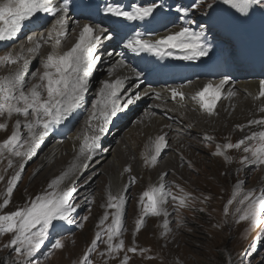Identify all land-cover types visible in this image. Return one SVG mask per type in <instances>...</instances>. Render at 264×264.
<instances>
[{"label": "rangeland", "instance_id": "obj_1", "mask_svg": "<svg viewBox=\"0 0 264 264\" xmlns=\"http://www.w3.org/2000/svg\"><path fill=\"white\" fill-rule=\"evenodd\" d=\"M214 1L208 0V3L204 4V9L208 11L207 8ZM74 28H77V25ZM68 39L71 40L73 37L69 36ZM103 57L104 55L101 60H98L97 70H94L90 77V80H93L91 88H94L95 93L110 76V72L106 71L107 69L103 65L105 63ZM31 61H33L30 62L31 64L29 63L31 69L29 68L25 75V78L27 77L25 90L39 80L38 77L43 72L41 62H35V59ZM14 68L15 65H8L0 67V70H8L5 72L8 73ZM5 73H0V76ZM34 75L36 79H33ZM94 83H96L95 86H93ZM125 84L127 88H136L133 92L134 95L145 88L142 86L137 92L141 84L136 78ZM225 100H220L217 109L224 104ZM95 101L90 102L89 106H93ZM150 111L149 108H138L137 113L127 125L121 131L112 134V138L108 141L110 148L113 149H116L119 144H126L127 151L123 162L127 160L135 164L142 161V165L145 167L144 174L137 178L132 175V172H126V183L124 182L122 187L115 185L119 188L111 191L109 171L112 170L107 165L108 160L96 169L91 168L93 163H87L90 168L89 173L82 172L77 182L87 181L86 185L89 190L85 195L80 194L74 200L75 202L70 199L71 205L76 207L71 217L77 225V231L63 237L64 239L61 237L50 241L44 239L40 248L27 258L18 257L14 247L9 245L13 234H0V264H81L86 254L89 264H124L125 256L128 258L127 264H264V224L252 227L249 221L239 220L242 212H237L236 209H243L246 206L239 204L240 197H237L231 204L228 203L232 199L238 183H241L242 194L255 191L259 195L260 189L264 188V184L260 187L262 185L260 180L264 178L261 175L264 165L248 161L241 164L240 161L244 156L248 155L251 159L250 154L243 152V146L240 150L223 148L228 143L235 144L242 140L244 134L240 129L233 130L231 134L226 133L228 138L218 135L207 139L208 136L205 137L196 132H179L173 128L174 125L171 126V130L163 135L167 141V147L161 152L155 165H158L161 159L164 162L175 161L180 169L178 171L180 174L174 173L176 169H173L172 173L168 172L165 175L166 180L170 179L168 190L171 195H168L166 202L160 205L161 214L151 215L152 217L144 214L141 196L150 187H156L151 177L154 170L145 163V155L152 154L150 149L153 148V144L147 145L148 138L145 131L141 130L144 127L145 113L149 114ZM215 112L209 116L216 118ZM160 117L154 115V118ZM163 117L167 121L171 120L169 116ZM17 118L23 123V117L13 116L11 120H7L8 129L0 131V142L11 135L12 126ZM4 122L5 119L0 118V123ZM170 122L172 123V121ZM77 130L78 125L73 133ZM21 134L25 139L28 136L27 130L23 127ZM161 135L162 133L155 136ZM155 136L152 142L156 139ZM53 143L54 141H51L46 149L44 147L39 154L33 155L30 160L24 162V169L20 181L13 191L11 202L3 209L5 213L15 211L17 206L24 205L35 199L36 196L51 191L48 185L53 180L42 181L39 185H35V182L50 168L49 165L44 167L43 165L40 167V165ZM251 143L254 142L250 141L249 145ZM218 145L221 146L225 155L231 158L230 161H226L224 156L214 154ZM66 156L68 155L63 154L55 159L52 165L57 164ZM10 158L13 161L11 168L7 167V159L0 161V175L4 177L0 181V202L3 200L8 179L22 163L19 157ZM93 159L89 162H92ZM61 188L63 189V187ZM109 192L113 195L122 194L124 196L121 232L112 241L115 245L123 240L124 246L121 251L111 254L108 252L106 243V229L112 223L115 209L107 207ZM172 196H176L177 199L173 200ZM183 197H186L185 203L180 205L179 199ZM226 208L228 209L227 214L225 213ZM106 214L108 220L100 225ZM85 217L87 219H84ZM140 220L142 223L137 230V221ZM98 225L100 226L98 227ZM97 232L101 233V238L97 241L96 248L88 253ZM57 241L62 242L64 247L54 248ZM6 245L9 246L6 247ZM132 248L135 249V252L128 251Z\"/></svg>", "mask_w": 264, "mask_h": 264}, {"label": "snow or ice", "instance_id": "obj_2", "mask_svg": "<svg viewBox=\"0 0 264 264\" xmlns=\"http://www.w3.org/2000/svg\"><path fill=\"white\" fill-rule=\"evenodd\" d=\"M225 4L231 5L237 11L247 14L249 7L256 0H223ZM158 7L152 3L147 6L133 5L131 11L122 10L120 7L109 5L106 13L113 17H121L126 21H145L152 17L154 10ZM68 3L55 4L53 0H0V42L13 41L16 39L25 22H39L44 17L39 14L44 13L54 17L52 26L47 31V36L40 35L39 38L28 36V43L32 46L19 52L6 51L0 55V67L8 65H18L15 72L7 76L0 77V118L5 122L0 123V131H7V120L13 116L23 117L22 121L17 118L12 126L11 135L3 142H0V161L7 159V167L13 166L10 157H19L22 163L19 169L8 179L3 200L0 202V234L11 233L12 239L9 245L14 247L16 255L20 258L31 257L42 245L44 239L48 236L49 228L53 226L54 221H68L71 223V214L75 209L70 203V199L75 191L74 188L62 189L60 186L64 180L69 177L77 167L74 162L60 177H57L49 185L51 191L43 195H38L24 205L17 206L15 211L5 213V209L11 202L13 191L20 181L21 173L24 169V162L30 160L35 154V150L40 143L47 137L53 129V126L63 124L69 117L81 107L84 95L87 91L88 77L94 69L96 58L94 51L101 42V36L96 34V29L90 24H84L79 32L75 45L68 51H61L62 39L66 35V16L68 13ZM105 30L100 29L103 33ZM142 33L137 32L134 38L130 39L125 47L134 52H147L158 57L167 54L168 49H178L185 55L179 59L191 60L199 56L207 55V48L201 42V34L191 32L187 27L180 31L155 40L143 39ZM111 39V36L105 37ZM41 41L50 44L51 52L41 60L43 72L39 75L38 83H32L25 90V75L29 67V57L39 54ZM22 62V63H21ZM36 79V76H33ZM227 81H221L220 85H206L201 91L197 92L192 99L200 106L203 111L209 115L213 114L216 101L220 98L221 88ZM123 86V81L117 79L109 82L104 81L103 87L99 90L98 98L93 104L87 120L85 129L81 134L80 155L85 160H91L95 149L99 147L101 134L106 131L107 125L111 119L121 111L119 93ZM158 95V94H157ZM184 99L183 93L172 90V97ZM264 97V81L260 82V92L258 97ZM137 94L134 98H129L127 104H132L134 100H139ZM264 112V108L261 109ZM93 134L89 135L92 129V122L100 120ZM250 125L264 126V119L253 120ZM27 130V138H23L21 128ZM207 139H211L208 137ZM252 141L249 145V142ZM153 148L150 149L151 155H145V163L155 165L161 152L167 147L165 136L156 137L152 142ZM243 146V152L250 154L241 159L240 163L245 161L264 165V131L253 132L250 136L233 144L228 143L223 146L224 149L240 150ZM217 156H224L226 161L230 157L225 155L221 146H217L214 153ZM82 167H87L84 163ZM6 171V169H5ZM130 171V169H125ZM4 177L0 175V181ZM134 182V180H133ZM126 190V188H125ZM164 186L150 187L141 196L144 214L160 215L161 207L166 202ZM237 197H240L239 204L246 205L243 209L237 208V212H242L239 216L240 221H249L252 227L264 224V188L260 189V194L255 191L241 193V183L235 187L233 197L229 200L231 204ZM146 198V200H145ZM176 200V196H172ZM186 197L180 198V205H184ZM124 205V196L122 194H108L107 207L115 209L111 225L106 229L107 247L109 254L123 249L124 242L120 240L118 244H113L114 237L121 232V216ZM228 209H225L227 214ZM165 215L167 213H164ZM84 219H87L85 217ZM108 220L106 214L100 222ZM142 220L137 221V230L141 226ZM98 225V227L100 226ZM83 227V225H80ZM167 227V224H165ZM101 233L97 232L96 238L92 241L88 253L95 248L97 241L100 240ZM9 245H6L8 247ZM64 245L57 241L54 248L61 249ZM135 252V249H128ZM127 257L124 258V264H127ZM81 264H89L86 254Z\"/></svg>", "mask_w": 264, "mask_h": 264}, {"label": "bare ground", "instance_id": "obj_3", "mask_svg": "<svg viewBox=\"0 0 264 264\" xmlns=\"http://www.w3.org/2000/svg\"><path fill=\"white\" fill-rule=\"evenodd\" d=\"M67 18H68L67 21L69 22L68 24H66L67 25L66 35L62 39V44H61V51H65V52L70 50L77 42L79 32L82 26L84 24H89L88 22L85 21L79 22L70 17ZM75 25H77V28H74ZM51 26L52 25H50L47 29L43 30L42 32H37L31 36L39 38L40 35H44L46 37L47 31L48 29L51 28ZM175 31L178 32L177 29ZM103 33H99L96 31V34H99L101 36V42L98 45L99 47L103 44V42L106 41L105 37L108 36ZM170 34H172V32L167 35ZM167 35L163 34L162 37H165ZM69 36H72L73 39L69 40L68 39ZM14 42L15 44L12 45L8 51L19 52L21 47L27 49L32 46L31 44L28 43L27 37L25 38V40L22 41L19 39V37H16ZM103 49H104L103 59L105 62L103 65L106 67L107 69L106 71L110 72V76L107 79V81L112 82L117 79L123 81V86L119 93L121 96L120 103L122 104V106L124 108H128L129 110L127 112L130 115L133 114V116L137 113L138 108L139 109L149 108V110H151L149 114L145 113L144 123H143L144 127L141 128L142 131H145L146 137L148 138L147 140L148 146L152 144V140L154 139L155 135L160 133H162V135H166V133L169 130H171V126L173 125H174L173 128L177 129L179 132L180 131L181 132L184 131L186 133L196 132L202 134V136L205 137L220 135L222 138H228V136H226V133L231 134L233 130L240 129L244 134V136L241 139H245L247 136H250L253 132L264 131V126L250 125V122L253 120L264 119V112L261 111V109L264 108V97L256 98L258 97L260 92V82L264 81V79L241 77L235 82H230L229 81L230 78H224L223 80L210 81V82H196L183 89V95H184L183 100H181L180 98H174L173 101H172L173 99L172 93H170L167 88L153 87V86L147 87L144 83L142 84L140 83L141 85L139 86L137 92L142 88V86H145V88L142 91H139V93H137L140 96V99L134 100L132 104H127V100L129 98L135 97L133 92L136 88L130 89L128 87L129 88L128 89L127 87H125L126 86L125 83L132 81L134 78L138 77L139 75L134 74L132 68H127L128 66L125 64V62L122 61L120 56L116 58L115 57L116 54L115 55L110 54V52L114 49L113 41H110V45L108 47L104 46ZM50 52H51L50 44H46L43 41H41V48L39 54L34 57H29L30 62L31 63L33 62L31 61L32 59H35V62H41L42 58L46 57ZM98 62H99L98 59H96V63L94 66L96 70L98 67ZM30 64L28 69L29 68L31 69ZM17 68L18 65H15V68L12 71L10 70L11 72L10 71L9 72L13 73L17 70ZM7 71L0 70V73L3 72L5 73ZM120 71L121 72L125 71V72L121 73ZM9 72L3 74L0 77L9 75L10 74ZM26 81L27 80H25V85H26ZM221 81H227V82L224 83L221 88V95L220 98L216 101L215 107L213 109V114L215 112V109H217V105L218 103H220V100L222 99H226V100L224 104L221 105V107H219V109L216 110L215 112L216 118H214L213 116L210 117L206 111H203L200 108V106L192 99V97L197 92L201 91L206 85L208 84H212L213 86L220 85ZM38 82L39 80H37L35 83ZM92 83L93 80L88 79V85L86 91L88 102L85 108L86 113L85 116L77 124L78 130L75 131V133H73L74 131L73 130L67 139L53 143V145L49 148L48 152L46 153L47 156L42 159L40 165V167L42 165L43 167L49 165L50 168L44 175H40V177L37 178L35 182V185H39V183L45 180H55L57 177H60L75 162L77 164V167L73 170V172L69 175V177L64 180L63 184L60 186L63 187V189H67V188L75 189L71 197L72 202L77 197H79L80 194L85 195L88 192L87 190H89L88 186L86 185L87 181L77 182L82 172H84L85 174L89 173L88 171L90 170V168H88V166L87 167L81 166L84 163L86 164L93 163L91 168L93 167L94 169H96L104 161L108 160L107 165L112 170L109 171L111 191L117 189L118 186L115 185H120L122 187V185L126 183L125 181L126 172H132V175H135L138 178L144 174V170H145V167L142 165V161H140V163H135V164H132L127 160L123 162V159L127 151L126 144H119V146L116 149L110 148V145L106 144L104 150L101 153L92 156V159L96 158L93 159L92 162H89V160H85V157L80 155V147H81L80 143L82 141L81 134L86 126L85 121L87 120L93 108V106H89V104L90 102H94L98 98L99 90L103 87L102 85V87L97 91V93H95V91H93L94 88L93 89L91 88ZM95 85L96 83L93 84V86ZM154 115L161 117L154 118ZM163 116L166 117L169 116V118L171 119L170 121H172V123L170 121H167ZM99 123L100 121H98L97 123L92 122V129L89 130L88 133L89 135L93 134L94 126H97ZM49 143L50 142H44L43 140L39 145V147L41 148L39 149L38 147L36 149V151L38 150V154L46 145H49ZM63 154L68 156L62 158L57 164L52 165L53 161L59 158L60 156H62ZM194 158L196 159V156H194ZM168 162L166 161L164 162V160L161 159L159 160L158 165H152V164H149L150 166L148 165L154 170L153 171L154 174L151 173V177L153 178V183H155L156 187H159L161 184H163L165 193L169 192L168 184L170 183V179L166 180L167 179L165 177L166 173L168 172L172 173L173 169H176L174 170L175 171L174 173L180 171L175 161L169 160ZM125 169H130V171H125ZM262 170H263V174L261 175L264 176V167L262 168ZM139 181L140 179L138 180V182ZM260 181L262 182V185H260V187H262L264 184V178H261ZM75 182L76 185L74 186ZM167 197L168 196H166V198ZM72 206L74 209L76 208L74 207V205Z\"/></svg>", "mask_w": 264, "mask_h": 264}, {"label": "clouds", "instance_id": "obj_4", "mask_svg": "<svg viewBox=\"0 0 264 264\" xmlns=\"http://www.w3.org/2000/svg\"><path fill=\"white\" fill-rule=\"evenodd\" d=\"M75 232H76V231H75ZM71 234H72V233H71ZM71 234H70V235H71Z\"/></svg>", "mask_w": 264, "mask_h": 264}]
</instances>
